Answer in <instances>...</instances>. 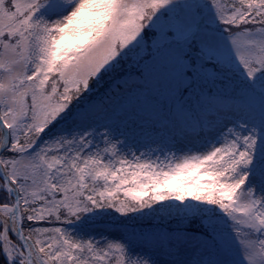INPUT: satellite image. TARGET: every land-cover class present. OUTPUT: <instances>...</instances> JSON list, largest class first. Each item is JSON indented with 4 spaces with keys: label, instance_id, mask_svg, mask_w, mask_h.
<instances>
[{
    "label": "snow or ice",
    "instance_id": "obj_1",
    "mask_svg": "<svg viewBox=\"0 0 264 264\" xmlns=\"http://www.w3.org/2000/svg\"><path fill=\"white\" fill-rule=\"evenodd\" d=\"M0 264H264V0H0Z\"/></svg>",
    "mask_w": 264,
    "mask_h": 264
},
{
    "label": "rangeland",
    "instance_id": "obj_2",
    "mask_svg": "<svg viewBox=\"0 0 264 264\" xmlns=\"http://www.w3.org/2000/svg\"><path fill=\"white\" fill-rule=\"evenodd\" d=\"M226 2V0H224ZM151 44V41L148 42ZM135 73V66L131 63V61L127 64H124V75L128 73ZM111 216L117 217V219H123L119 217V214L112 212ZM88 230L87 233L81 232L82 235L86 236L90 235L91 238L95 240H105L108 238H119L123 236L125 240H128L127 236L129 231L126 230L123 226L117 225L114 221L111 220V217H105L103 221H98L96 223L89 224L85 226ZM161 259H166V257H161Z\"/></svg>",
    "mask_w": 264,
    "mask_h": 264
},
{
    "label": "trees",
    "instance_id": "obj_3",
    "mask_svg": "<svg viewBox=\"0 0 264 264\" xmlns=\"http://www.w3.org/2000/svg\"><path fill=\"white\" fill-rule=\"evenodd\" d=\"M129 74H130L131 76L135 77L137 73H136V72H135V73L131 72V73H128V74H126V75H124V76L127 77ZM113 87H114V88L116 87L115 83L113 84ZM81 232L87 233L88 230L86 229V227H84V228L81 230ZM127 237H128V239H131V233H130V231H129V234H128ZM86 238H91V236H90V235H87Z\"/></svg>",
    "mask_w": 264,
    "mask_h": 264
}]
</instances>
